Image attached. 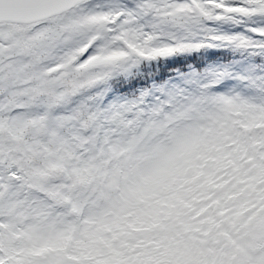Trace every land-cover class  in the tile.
Returning a JSON list of instances; mask_svg holds the SVG:
<instances>
[{
  "label": "snow or ice",
  "instance_id": "6c2138e0",
  "mask_svg": "<svg viewBox=\"0 0 264 264\" xmlns=\"http://www.w3.org/2000/svg\"><path fill=\"white\" fill-rule=\"evenodd\" d=\"M0 264H264V0H0Z\"/></svg>",
  "mask_w": 264,
  "mask_h": 264
}]
</instances>
